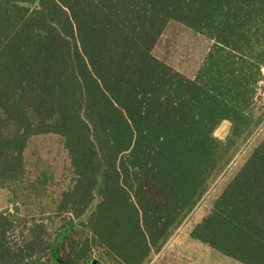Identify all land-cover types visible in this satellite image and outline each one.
I'll return each instance as SVG.
<instances>
[{
    "label": "trees",
    "instance_id": "16d2710c",
    "mask_svg": "<svg viewBox=\"0 0 264 264\" xmlns=\"http://www.w3.org/2000/svg\"><path fill=\"white\" fill-rule=\"evenodd\" d=\"M173 22L213 42L193 80L154 55ZM263 69L264 0H0V190L45 196L13 190L39 136L75 175L50 225L0 210V264H146L262 124ZM191 238L264 264V139Z\"/></svg>",
    "mask_w": 264,
    "mask_h": 264
},
{
    "label": "rangeland",
    "instance_id": "374dc122",
    "mask_svg": "<svg viewBox=\"0 0 264 264\" xmlns=\"http://www.w3.org/2000/svg\"><path fill=\"white\" fill-rule=\"evenodd\" d=\"M212 45L213 42L206 37L173 22L156 46L154 55L167 63L175 72L193 80ZM256 117L263 118L262 124L255 130L252 137L241 145L231 164L211 181L202 201L175 232L168 244L159 254L153 255L146 264H242L194 241L191 233L210 214L215 201L226 191L252 152L264 139V81L258 89ZM225 126H227L226 123L216 133L220 139H225L229 135L230 130H227ZM25 159L27 177L22 187H14L13 190L21 195L20 189L25 188L28 183L41 179L46 183L45 196L38 201L31 200L25 205L22 201H16L9 189H1L0 210L26 218L29 226L35 221L50 225L51 221L48 218H55L54 211L62 194L69 191L75 181L64 141L57 135L35 137L25 152ZM56 221L59 222L60 219ZM50 235L51 240L54 241L56 237L54 229L50 231ZM28 236V229L21 227L10 236V241L21 244ZM92 257L99 262L102 261L97 251L92 254ZM42 262L47 263L48 256L43 257Z\"/></svg>",
    "mask_w": 264,
    "mask_h": 264
},
{
    "label": "water",
    "instance_id": "95a60500",
    "mask_svg": "<svg viewBox=\"0 0 264 264\" xmlns=\"http://www.w3.org/2000/svg\"><path fill=\"white\" fill-rule=\"evenodd\" d=\"M227 124V126H225V127H227V130H230L231 129V124L230 123H226Z\"/></svg>",
    "mask_w": 264,
    "mask_h": 264
},
{
    "label": "built area",
    "instance_id": "2783aa9c",
    "mask_svg": "<svg viewBox=\"0 0 264 264\" xmlns=\"http://www.w3.org/2000/svg\"><path fill=\"white\" fill-rule=\"evenodd\" d=\"M263 75H264V69H263Z\"/></svg>",
    "mask_w": 264,
    "mask_h": 264
},
{
    "label": "crops",
    "instance_id": "0c3cea01",
    "mask_svg": "<svg viewBox=\"0 0 264 264\" xmlns=\"http://www.w3.org/2000/svg\"><path fill=\"white\" fill-rule=\"evenodd\" d=\"M195 241V240H194ZM161 257H162V255H161Z\"/></svg>",
    "mask_w": 264,
    "mask_h": 264
}]
</instances>
